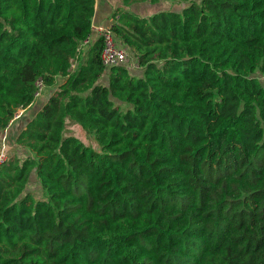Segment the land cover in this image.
<instances>
[{
	"label": "trees",
	"instance_id": "trees-1",
	"mask_svg": "<svg viewBox=\"0 0 264 264\" xmlns=\"http://www.w3.org/2000/svg\"><path fill=\"white\" fill-rule=\"evenodd\" d=\"M97 1L0 0V130L68 75L0 166V264H264V0H121L135 70L80 51Z\"/></svg>",
	"mask_w": 264,
	"mask_h": 264
},
{
	"label": "rangeland",
	"instance_id": "rangeland-1",
	"mask_svg": "<svg viewBox=\"0 0 264 264\" xmlns=\"http://www.w3.org/2000/svg\"><path fill=\"white\" fill-rule=\"evenodd\" d=\"M109 2L112 4L113 7H116V3H115V5H113V2L111 0H109ZM141 2H143V1H141ZM184 6H185V4H183L179 1H175V2L164 1V2H158V3H147V2H145V3H143V5L138 6V9H136V10H138L139 13H141V14H145L146 12H157V11H160L162 9L181 10ZM117 8H114L113 13L117 11ZM80 51H82V49ZM81 54H82V52H81ZM78 57H76L72 60V65L69 69L70 74L76 69ZM67 77H68V75L67 76H57L55 84L51 87L53 90V91H51V93H54L57 90V88L66 81ZM48 91L49 90L47 89V86H46L44 91H43V95H41V97L38 98L39 103L46 102V97L48 95ZM123 108L126 109V106H123ZM65 134L77 136L86 145L92 147L96 151L102 152V147L99 144V142L97 141L95 134L92 132L86 131L79 123H77L71 117H68L66 119ZM24 158H25V156H24ZM255 161H256V163H263L264 158L258 157ZM230 167L231 166L229 164H227L225 168H221V167L217 166L212 171L210 170L209 175L211 177L215 178L219 174L223 173L225 170L231 169ZM29 189H30V191H32V193L36 199H47L48 198L46 191L41 187L40 183L38 182V180L36 179L35 176H33L29 182Z\"/></svg>",
	"mask_w": 264,
	"mask_h": 264
},
{
	"label": "built area",
	"instance_id": "built-area-1",
	"mask_svg": "<svg viewBox=\"0 0 264 264\" xmlns=\"http://www.w3.org/2000/svg\"><path fill=\"white\" fill-rule=\"evenodd\" d=\"M119 19V14H117L111 23L104 25V24H97L92 21V31L91 33L83 40L81 48L90 44L93 39V34L96 33L99 38H101L103 42V49L101 51V61L106 68H111L117 65H125L129 70H135L140 68L139 59L136 53L123 46L117 39L116 34L112 28L115 21ZM264 79V74L262 76ZM46 83L44 79L39 78L36 81V90L34 93V98L38 99L45 87ZM20 110L16 112L15 117L20 116ZM9 160V152L7 151L6 147L0 148V166L3 165L5 162Z\"/></svg>",
	"mask_w": 264,
	"mask_h": 264
},
{
	"label": "crops",
	"instance_id": "crops-1",
	"mask_svg": "<svg viewBox=\"0 0 264 264\" xmlns=\"http://www.w3.org/2000/svg\"><path fill=\"white\" fill-rule=\"evenodd\" d=\"M113 2V5L116 3V7H113L112 4L109 2V0H98L96 2V11L94 14V21L97 24H104L107 25L112 22L113 20V11L114 8L122 7L121 0H111ZM99 39V36L94 33L93 39L90 44L82 47L83 54L86 53V51L91 47V45ZM51 87L47 86L48 94L50 93ZM43 95V94H42ZM48 96L46 97V99ZM38 100V99H37ZM45 103V102H43ZM43 103L35 102L30 108H21L20 110V116L15 117L14 123L10 124L9 127H7L5 130H0V148L6 147L7 151L9 152V158L12 156L18 157L22 159L26 155V150L23 145H20L17 143V137L20 134V132L25 128V125L27 124L28 118L25 116L27 115H34L37 113V111L41 108ZM28 114V112H30ZM25 116V117H24ZM22 154V155H21Z\"/></svg>",
	"mask_w": 264,
	"mask_h": 264
}]
</instances>
